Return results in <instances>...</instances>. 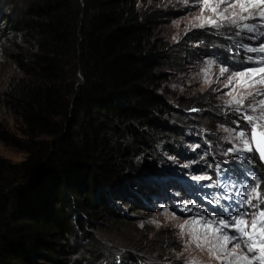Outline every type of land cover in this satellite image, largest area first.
I'll return each instance as SVG.
<instances>
[{
	"label": "trees",
	"instance_id": "trees-1",
	"mask_svg": "<svg viewBox=\"0 0 264 264\" xmlns=\"http://www.w3.org/2000/svg\"><path fill=\"white\" fill-rule=\"evenodd\" d=\"M5 4L0 146L23 158L0 157V264H150L169 257L166 233L134 229L141 215L165 204L161 154L179 155L191 140L168 120L164 84L189 54L232 59L247 53L240 44L255 43L195 31L184 43L203 49L183 50L169 39L179 13L167 1ZM194 105L203 108L200 99Z\"/></svg>",
	"mask_w": 264,
	"mask_h": 264
},
{
	"label": "rangeland",
	"instance_id": "rangeland-1",
	"mask_svg": "<svg viewBox=\"0 0 264 264\" xmlns=\"http://www.w3.org/2000/svg\"><path fill=\"white\" fill-rule=\"evenodd\" d=\"M140 7H147L154 3L163 4L167 1L171 7L179 13L178 19H174L170 26L167 28L169 31V39L175 42H181L183 50L195 51L201 50L203 47L200 43L185 42L187 35H193L195 31L200 33L210 34L218 37L222 36L226 39L227 36H234V28H221L219 31L216 29L205 26L204 28L193 27L192 23L195 16H199L201 13L200 8L204 7L202 4H197L196 0H189L188 4L184 3V0H137ZM7 0H0V10L2 13H7L10 9L6 6ZM168 5V4H166ZM211 7V6H210ZM204 12L205 17L212 16L210 10ZM238 10V9H237ZM247 15V13H245ZM247 23H260L261 21H246ZM198 23V21H195ZM176 39H173V38ZM250 37L251 34L246 31L241 32L240 37L235 39H241L246 41H252L257 46L264 37L257 38L253 41ZM189 40V39H187ZM234 39H231L233 41ZM191 41V40H190ZM253 46V45H252ZM8 47L0 42V61L3 59ZM228 50V47H227ZM198 55L190 57L188 55L187 61L174 73L172 78L164 84V93L171 97V106L173 112L170 116V122L175 124L176 127L184 133L187 137L191 138L190 142L180 147L182 153L179 155H170L168 153H162L161 156L166 159L164 171H160L159 174L166 175L164 183L168 184L166 194L167 197L163 202L165 204L154 205L152 212L148 215H141L142 219L139 223L134 225V229H138L139 225H145V230L150 232L152 236L158 234L159 231L167 234L168 245L171 247L170 256L167 258L153 259L150 264H185V260H193L198 264H217L215 259H211L206 251H202L193 245H190L185 250L184 239L180 236V230L177 227L178 224H182L185 219L191 221L199 209H195L193 212H188L186 206L192 204H199L200 208L205 210V213H209L215 210L217 213L221 212V206L214 205L212 200L214 199V193L218 191L215 186L213 188H207L205 185L208 182H195L191 179L193 175L209 174L216 176L213 168H209L208 164H215L216 161H223L225 158L217 154L218 150L216 145L220 144V149L230 147L227 143L222 141V137L226 135L220 129L223 124L225 127H235L231 124V121L236 118V113L232 112L229 108L224 106V101L230 99L229 96L224 95L226 92H230L232 87H236V95L238 92L242 93L250 91L251 89H245L241 85L234 81V85H230L228 88L224 87L226 83L225 77L229 73H225L224 76H220V67H228L230 71H239L245 67H256L257 65L251 63H245V60L249 55L258 56L264 54L246 53L240 57L228 58L224 60H217L215 58H208L204 55L200 56V52H196ZM228 55H230L228 53ZM206 61H212V63L206 64ZM232 63V64H231ZM264 75V74H261ZM206 79H211L213 83L205 84ZM240 78H237L239 80ZM253 79H259V76H254ZM264 91V85H257ZM219 89V91H217ZM200 99L203 103V108H199V111H191L193 108L198 109L194 102ZM185 102L184 106H181L179 102ZM247 103V101H246ZM241 125L244 126V122L241 121ZM212 152V155L208 153ZM213 155L216 156V160H213ZM0 157L8 159L12 162L20 161L23 156L11 151L7 148L0 146ZM203 157V159L201 158ZM229 159H235L230 157ZM240 163V167L237 168L236 164H232L233 178H237L243 173L245 176L249 172L256 174L262 178L260 185V191L264 194V167L259 162L257 155H253L251 158L244 160ZM222 167H227L222 164ZM160 168V167H158ZM221 179V178H217ZM255 202V201H254ZM226 202L222 201L221 204ZM264 207V205H262ZM175 216L176 219H172ZM203 221L197 227L202 228ZM186 239V237H185ZM152 249V246L149 247ZM256 255H259V249H257ZM159 254H156L158 257ZM152 257V256H151ZM253 264H258L257 261H253Z\"/></svg>",
	"mask_w": 264,
	"mask_h": 264
},
{
	"label": "snow or ice",
	"instance_id": "snow-or-ice-1",
	"mask_svg": "<svg viewBox=\"0 0 264 264\" xmlns=\"http://www.w3.org/2000/svg\"><path fill=\"white\" fill-rule=\"evenodd\" d=\"M184 3L188 4L189 0H184ZM196 3L204 7L199 9L201 14L193 18V27L204 28L207 25L217 31L221 28H234V36H227V39L240 37L242 31L251 34L253 39L264 37V0H196ZM209 7L212 16L205 17L204 12ZM250 20L261 22H246ZM239 46L247 53L264 54V40L255 47L247 43ZM245 63L257 66L245 67L239 71H230L228 67L219 69L220 76L229 73L225 77V88L234 85L236 81L243 88L251 89L233 95L236 92V87L233 86L230 92L224 93L230 97L224 101V106L236 113V118L231 121L235 127H225L223 124L220 126L221 131L226 133L222 141L230 147L219 150L218 143L216 148L217 154L225 159L208 164L209 168L214 169L215 177L209 174L191 176L195 182H208L205 185L207 188L215 186L218 189L212 203L221 206V212L213 210L205 213L199 204H192L190 207L186 206V209L188 212L199 209L196 216L191 221L185 219L182 224L177 225L180 236L184 239L185 250L193 245L206 251L209 258L215 259L217 264H253V261L264 264V194L260 191L262 178L249 172L246 176L241 173L234 179L231 167L236 164L239 168V162L253 155H258L260 161L264 162V91L257 88V85H264V75H261L264 74V55H249ZM254 76H259V79H253ZM204 83L211 84L213 81L206 79ZM191 111L199 109L193 108ZM208 154L212 155V152ZM230 157L235 159H229ZM213 160H216L215 155ZM222 164L227 167H222ZM222 201L226 203L221 204ZM172 219L176 217L172 216ZM201 221L202 228L197 227ZM257 249L259 255H256ZM185 264L198 262L185 260Z\"/></svg>",
	"mask_w": 264,
	"mask_h": 264
},
{
	"label": "water",
	"instance_id": "water-1",
	"mask_svg": "<svg viewBox=\"0 0 264 264\" xmlns=\"http://www.w3.org/2000/svg\"><path fill=\"white\" fill-rule=\"evenodd\" d=\"M262 147H264V145H262ZM258 159H259V156L257 155ZM259 162L263 165L264 167V162H261L260 159H259Z\"/></svg>",
	"mask_w": 264,
	"mask_h": 264
}]
</instances>
